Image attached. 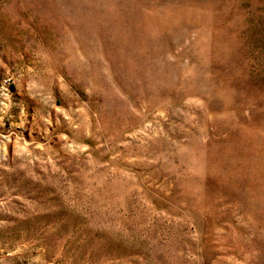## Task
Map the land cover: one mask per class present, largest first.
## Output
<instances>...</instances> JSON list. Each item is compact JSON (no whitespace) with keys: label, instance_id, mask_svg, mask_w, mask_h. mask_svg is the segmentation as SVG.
Returning a JSON list of instances; mask_svg holds the SVG:
<instances>
[{"label":"rangeland","instance_id":"374dc122","mask_svg":"<svg viewBox=\"0 0 264 264\" xmlns=\"http://www.w3.org/2000/svg\"><path fill=\"white\" fill-rule=\"evenodd\" d=\"M0 264H264V0H0Z\"/></svg>","mask_w":264,"mask_h":264}]
</instances>
